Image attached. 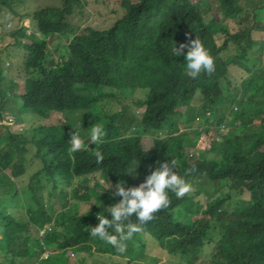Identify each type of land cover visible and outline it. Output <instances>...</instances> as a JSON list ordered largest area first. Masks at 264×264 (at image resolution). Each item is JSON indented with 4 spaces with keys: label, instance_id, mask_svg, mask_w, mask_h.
<instances>
[{
    "label": "trees",
    "instance_id": "16d2710c",
    "mask_svg": "<svg viewBox=\"0 0 264 264\" xmlns=\"http://www.w3.org/2000/svg\"><path fill=\"white\" fill-rule=\"evenodd\" d=\"M27 1L0 0V17L18 21L12 46L24 51L19 69L25 73L22 92L16 93V84L7 86L0 70V121L11 110L18 122L26 116L43 121L51 112L64 122L20 132L0 127L6 134L0 137V264H26L35 242L41 248L33 252L38 264L134 259L146 235L183 264L204 258L206 264H264V0H217L223 18L208 0H115L122 15L105 29L68 22L83 0H47L58 6L20 16ZM26 16L30 25H19L18 17ZM28 28L34 33L27 34ZM56 36L49 48L48 38ZM196 38L215 71L190 78L183 55L174 56L172 49ZM134 92L141 98L129 103L126 95ZM11 99L18 100L17 109L7 106ZM93 123L103 125L105 136L88 146L84 138ZM72 131L85 140L75 153L69 151ZM187 149L198 157L185 161ZM95 150L103 155L100 164ZM168 158L177 160L190 192L179 198L169 193V205L133 234L123 254L88 234L96 215L110 218L106 209L120 199L102 191V181L113 188L117 181L135 186ZM134 160L135 177L124 172ZM90 176L98 178L90 182ZM20 183L30 192L24 207L30 218L16 212ZM223 187L250 196L234 200ZM42 191L52 202L61 197L60 208L42 201ZM47 225L51 229L39 235ZM45 251L51 253L40 260Z\"/></svg>",
    "mask_w": 264,
    "mask_h": 264
},
{
    "label": "rangeland",
    "instance_id": "374dc122",
    "mask_svg": "<svg viewBox=\"0 0 264 264\" xmlns=\"http://www.w3.org/2000/svg\"><path fill=\"white\" fill-rule=\"evenodd\" d=\"M198 1H200V0H198ZM208 1L210 3L209 6L213 7L214 12L220 18H223V15L220 13L219 1H217V0H215V1L208 0ZM110 2H111L110 5H102V4L98 3L97 0H83L82 6L74 9L73 14L68 16L67 20L69 23H71L72 25H74L76 27L91 26V27H96L99 29L108 28L122 15V10L119 8V6L117 4H115L116 1L113 0ZM243 4H244V2H243ZM26 5H27L26 8H24L22 6L20 16L22 15L23 12L32 13L33 11L40 9V8H43V7H46V6H50V5L58 6V2L47 1V0H29V2L27 1ZM18 18L25 25H30V17L29 16H26L24 19H21L20 17H18ZM20 21H19V23H20ZM6 24H11L12 28L7 29V30L3 31L2 33H0V70H2L4 73V75L3 74L2 75L4 76V79L6 80V85L8 86L11 83L16 84L17 88L15 89V92L21 93L22 88H23L22 82H23L25 73H23L19 69V63L21 62V60L23 58L24 51L21 50L19 47L12 46V44L16 40V37L11 34L12 29H14L16 24H18V21L16 18H13L11 15H2L0 17V29L4 28ZM230 26L233 29H236V30L238 29L237 25L235 26L234 24H230ZM30 33H34V32L30 28H28L27 34H30ZM59 39L60 38H58L57 36L55 38L49 37L48 38L49 48H52L53 44L56 41H58ZM220 39H221V37H220ZM221 41H219V42H221ZM6 52L10 53V57H8L7 59L5 58ZM53 56H55V58L58 57V53H57L56 48L52 51V57ZM13 64H14V67H13ZM231 78L235 82H240V79H236L232 75H231ZM126 97L130 99V100H128V102L132 103L135 100H139L141 98V94L139 92H137V93L134 92L132 94L127 93ZM196 100H200V97H197ZM7 106L8 107L13 106V110H14V109H17L19 107V102L17 99H15V100L11 99V102L8 103ZM11 112H12L11 110H8L6 113V116L8 118H10L11 121H13L12 122L13 124L8 126L11 128L12 132H20L22 130L28 129L29 126H31V125L33 127H36L38 125H42L45 127H52V126L63 124V122H64L63 116L61 114L55 113V112H51L45 119H43V121L33 120L32 118L26 116L24 121L18 122V119L11 115ZM17 113H18V111H17ZM136 115H140L137 108H136ZM227 121H229V120H227ZM227 121L224 123L225 125L222 126L223 130L227 129V125H226V124H228ZM31 122H34V123L31 124ZM2 125H4V123H3V121H0V127ZM4 126H7V125H4ZM223 132H225V131H223ZM5 136H6V134L4 132V128H2V129L0 128V137L3 139ZM84 139H87V137ZM0 147L3 148V142L2 141L0 142ZM195 149L197 150V147ZM203 149H205V147ZM200 151L202 152V150H200ZM203 151H205V150H203ZM198 153H200V152H198ZM183 154H184V156L187 155V159H185V161L193 160V159H191V157H198L195 155L193 149L184 150ZM30 158H31V156L28 157L27 162L30 161ZM33 166L37 169L36 165L33 164ZM32 173L33 172H30V174H28V175H31ZM95 178H98V176H96V177L90 176V182H92ZM78 179L79 178H77V180ZM102 182L104 183V181H102ZM76 183L77 182H75L73 184V186H70L69 190L72 191V188L75 186ZM105 183H107V182H105ZM37 184L40 185L41 183L37 182ZM23 185L24 184H22V183L19 184L20 193H19L18 202H17L15 208H16L17 215L19 217L24 215V216L30 218V214H28V212H27V210H28L27 208H29V207L24 208L25 206H28V204L31 203L30 192L23 191V189L21 187ZM78 185H83V183H79ZM90 185H91V183H90ZM112 187L113 186H111L109 188V190H112ZM222 192H227L228 194H230L231 199H234V200H236V199H247L250 196L249 192H247V191H243L242 193H237L238 191L237 192H233V191L229 192L228 188H226V189L224 188V190ZM39 194L42 197V198H40L42 201L44 200L45 202H48L49 204H50V202H52V201H50V198H49L47 192L42 191V192H39ZM65 197L67 198V200H69L68 194H65ZM204 197H205L204 195H198L195 199L196 200L199 199L203 203H206V199H204ZM60 199H61V197L58 196L57 199L53 200L52 204H53L54 210H57L58 208H60ZM32 205H34L36 208L35 203L32 202ZM8 206H10V205H8ZM21 206H23L24 209L20 208ZM29 221H30V219H29ZM24 232H26V231H24ZM42 233H43V231H40L39 235H41ZM144 239H145L144 243L142 242L143 249H142V251H140L139 248H137L138 254L134 259L129 258V259L124 260L122 258L117 259L116 256H103V257L91 258L88 260L87 264H98L99 262H100V264H183L182 262L179 261V257H174L171 255H168L166 252H161L156 247L155 241L152 238H150V236L146 235ZM29 247H30V243L27 244V248H29ZM31 250H32V253H30L31 257H30V254L29 255L27 254V256H26V259H25L26 264H38V263H36L37 257L33 256V254H34L33 252L41 251V248H38V246L36 245V242H35ZM45 252H46L45 255H48L51 253V251H45ZM58 254L59 253H53V257H54V255L58 256ZM67 256H68V259H70V257L72 255L69 256L67 254ZM3 259L4 258L2 256H0V262ZM39 259H41V255L39 256ZM208 261H209L208 258H204L203 261L200 260L199 264H206V263H208ZM58 264H61V263L59 262ZM69 264H72V262L69 261Z\"/></svg>",
    "mask_w": 264,
    "mask_h": 264
},
{
    "label": "clouds",
    "instance_id": "9594fccd",
    "mask_svg": "<svg viewBox=\"0 0 264 264\" xmlns=\"http://www.w3.org/2000/svg\"><path fill=\"white\" fill-rule=\"evenodd\" d=\"M21 23L22 21L19 25ZM11 28V24H6L4 28L0 29V33ZM185 48H187L186 52L183 51ZM172 52L174 56L183 55V61L186 64L184 73L190 78L197 77L201 71L208 74L215 71L212 56L209 55L207 49L197 38L192 39L188 44L180 43L178 47L174 46ZM10 121V118L5 117L3 123L10 126L13 124V121ZM104 136L105 129L103 125L93 123L87 133L88 146L89 142L92 144H96L98 141L102 142ZM68 140H70V152H78L85 146V140L73 131L70 133ZM93 155L96 163L100 164L103 160L101 151L95 150ZM136 167L137 161L134 160L124 172L135 177L138 175L135 171ZM110 187L104 181L102 191ZM191 190V183L183 175L179 174L177 160L175 158H168L164 162H159V166L153 169L150 174L145 176L142 182L135 186H126V182L117 181L114 188L112 187L111 195L119 196L120 199L106 209L110 214V218L105 215H96L97 223L95 226L89 225L88 234L91 237L106 242L116 252L123 254L126 252L127 242L131 240L133 234L140 231L143 224L153 219L154 213L169 205V193L179 198ZM91 204L96 203L92 202L89 206ZM47 228L51 229L50 225L40 229V231H43L41 235L45 233ZM45 254L46 252L41 254L40 260H45L50 255Z\"/></svg>",
    "mask_w": 264,
    "mask_h": 264
}]
</instances>
